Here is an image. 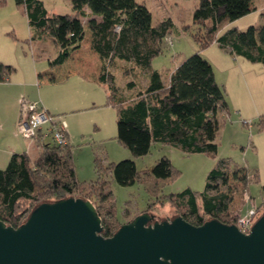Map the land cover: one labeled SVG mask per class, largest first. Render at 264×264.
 Instances as JSON below:
<instances>
[{"label": "trees", "instance_id": "trees-1", "mask_svg": "<svg viewBox=\"0 0 264 264\" xmlns=\"http://www.w3.org/2000/svg\"><path fill=\"white\" fill-rule=\"evenodd\" d=\"M14 2L26 16L29 40L49 36L57 46L55 56L48 61L51 68L68 60L89 32L90 49L99 60L95 79L105 85L107 103L116 111V139L134 157L145 155L154 142L178 148L186 154L215 155L220 125L218 114L228 109L223 87L215 80L210 62L200 54L212 42L232 55L264 66V24H251L242 30L235 27L222 30L226 23L252 10V0H197L192 14L195 29L192 35L198 50L179 62L166 81L151 68L150 62L161 52V42L170 22L152 25L151 13L143 3L70 0L71 12L49 13L42 0ZM3 3L4 0H0V5ZM119 65L130 78L123 87L116 85L111 71ZM14 70L12 65L0 62V82L6 81ZM137 76L144 81L137 80ZM71 154L68 142L61 146L48 141L41 144L34 157L25 151L12 152L5 167L0 168V220L17 227L37 204L70 196L88 199L87 189L93 190L102 202L110 194L105 189L106 181L101 178L106 170L120 185H129L140 176L132 159L109 163L103 168L95 157L96 179L79 182ZM176 173L169 159L162 156L149 176L154 183H165ZM248 180L246 167H231L227 159L220 158L208 171L202 191L185 188L163 195L153 205L167 202L194 225L213 218L233 224L237 211L233 216L230 213L234 200L231 182L243 190ZM76 192L80 195L74 196ZM262 204L263 201L259 207ZM95 209L101 218V234L111 236L122 223L114 224L102 216L97 206ZM148 210L150 206L143 212L148 213ZM106 213L114 217L112 203Z\"/></svg>", "mask_w": 264, "mask_h": 264}, {"label": "rangeland", "instance_id": "rangeland-1", "mask_svg": "<svg viewBox=\"0 0 264 264\" xmlns=\"http://www.w3.org/2000/svg\"><path fill=\"white\" fill-rule=\"evenodd\" d=\"M136 1L148 8L152 25L163 21L170 22L161 42V52L150 62L151 68L157 70L162 80L166 81L171 70L179 62L198 50L197 42L192 35L195 31L192 26V14L197 0ZM42 2L49 13L71 12L70 0ZM253 5L256 8L226 23L222 30L227 27L242 30L251 24H264V0H253ZM29 37L30 30L25 14L16 7L14 0H4L0 5V62L12 65L15 70L7 81L0 82L1 141H4V129L1 125L5 117L11 121L16 111L17 122L21 113L20 99L23 98L26 102L34 104L36 110L45 108L52 114L61 113L55 117L62 118L67 124V141L71 146L75 177L79 182L96 179L95 157L99 159L103 168L109 163L132 159L140 173L139 178L133 183L120 185L106 170L101 174V178L106 181L105 189L110 193L108 197L101 202L93 190L86 191L88 199L102 212V216L111 219L117 225L130 221L149 206L148 213L152 215L153 220H168L178 215L167 202L161 206L153 203H158L163 195L180 192L185 188L202 191L208 171L220 158L227 159L231 167L244 166L248 171L249 180L243 190H240V185L231 182L234 186V200L230 210L232 216L241 205L243 213L251 206L257 205L256 219L263 213L264 66L261 63L251 66L254 75H257V90L262 100L256 110L251 108L250 102L241 91L240 86L245 85L242 77L235 75V79H229L226 73L222 75L218 73V81L224 89L228 111L218 114L220 125L214 156L204 153L186 154L178 148L154 142L145 155L134 157L130 150L116 139V111L107 103L105 85L95 79L94 73L99 60L90 49L89 32L87 31L80 47L71 54V57L51 70L48 60L57 52L53 39L44 36L39 47L37 42L29 40ZM111 71L118 87H123L130 79L129 75L124 73L122 65L113 67ZM239 73L243 74L241 71ZM138 79L140 82L144 81V78L137 76ZM225 82L227 87L223 85ZM15 132L18 135L17 140L24 144V149H18V152L26 151L27 148L30 155L33 157L37 155L41 144L25 139L17 131L16 125ZM47 141L51 142L49 138ZM162 156L169 159L177 173L165 183L159 181L154 183L149 172ZM244 192L249 195L246 202L241 201ZM74 194L80 195L78 192ZM261 201L263 204L259 207ZM111 203L116 219L106 213Z\"/></svg>", "mask_w": 264, "mask_h": 264}, {"label": "water", "instance_id": "water-1", "mask_svg": "<svg viewBox=\"0 0 264 264\" xmlns=\"http://www.w3.org/2000/svg\"><path fill=\"white\" fill-rule=\"evenodd\" d=\"M89 199L37 204L19 226L0 220V264H264V211L250 231L209 219L200 225L147 212L109 237Z\"/></svg>", "mask_w": 264, "mask_h": 264}, {"label": "crops", "instance_id": "crops-1", "mask_svg": "<svg viewBox=\"0 0 264 264\" xmlns=\"http://www.w3.org/2000/svg\"><path fill=\"white\" fill-rule=\"evenodd\" d=\"M70 6H71V4H70ZM254 8H256V6L254 7L253 0H252V9H254ZM43 39L44 38H42L41 40H38V41H34V42H37V46L41 47V43L43 42ZM201 54L203 55V57L206 60H208L210 62L211 66L213 68L215 80L217 81L218 84L220 83L218 81V73L221 75L223 73H226L227 78H229V79H231V78L235 79V75L242 77V79L245 82V85L243 84L240 86L241 91L243 92V95L245 96L246 100L248 102H250L252 109L256 110L258 108V105L261 103L262 100L258 95L257 75H254V72H253L254 69H253V67H251V66H254L253 64H255V63H252V62L248 63L250 61L246 60L245 58H243L241 56L230 55L224 49H221L217 45L216 42H212L210 45H208L207 47L202 49ZM249 64H252V65H249ZM51 69L52 68L50 67V70ZM50 70H48V71H50ZM97 70H98V68H97ZM97 70L94 73L95 75L97 73ZM239 71L243 72V74L241 75L239 73ZM223 85L225 87H227L226 82ZM59 114H61V113H59ZM59 114H53V115H59ZM252 115H254V114H252ZM15 118H16V111H15V114L13 115V118L11 119V121H8V119L5 117L4 123H3V125H1V127L4 129V136H3L4 141H1V139H0V168H3L2 167L3 165L5 167L8 159H9V156L12 152H18L19 151L18 149H22L24 147V144L22 142L20 143L16 138L18 135L15 132V125H16ZM27 150L28 149L26 148V151L25 150L24 151L29 156H32V155H30L29 152H27Z\"/></svg>", "mask_w": 264, "mask_h": 264}, {"label": "built area", "instance_id": "built-area-1", "mask_svg": "<svg viewBox=\"0 0 264 264\" xmlns=\"http://www.w3.org/2000/svg\"><path fill=\"white\" fill-rule=\"evenodd\" d=\"M21 101V113L16 122L17 131L25 138L42 144L47 138L51 142L64 146L67 144V124L60 118L49 113L45 108L36 110L34 104ZM245 122V121H244ZM249 195L243 193L244 202L248 201ZM257 205L251 206L246 212H242V206L237 209L234 219L236 228L247 234L256 220Z\"/></svg>", "mask_w": 264, "mask_h": 264}]
</instances>
